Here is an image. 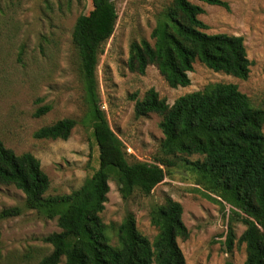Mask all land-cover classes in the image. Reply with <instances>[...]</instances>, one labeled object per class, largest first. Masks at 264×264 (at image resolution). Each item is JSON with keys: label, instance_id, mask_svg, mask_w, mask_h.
<instances>
[{"label": "rangeland", "instance_id": "1", "mask_svg": "<svg viewBox=\"0 0 264 264\" xmlns=\"http://www.w3.org/2000/svg\"><path fill=\"white\" fill-rule=\"evenodd\" d=\"M189 1L204 9L200 19L209 35L244 38L250 75L238 79L196 63L189 74L191 85L174 89L155 66L145 75L131 73L127 66L131 45L144 40L154 44L152 32L172 0H116L117 27L102 46L97 69L101 108L128 160L164 163L167 177L150 196L135 191L127 200L112 178L101 216L113 247H120L118 227L130 214L136 218L139 233L154 244L159 230L152 225V210L171 198L182 205L190 234L187 240L178 239L186 264H245L247 245L240 239L255 226L253 220L236 216L230 205L198 193L221 200L193 167L204 157L166 156L160 128L163 118L157 114L138 117L135 112L136 103L151 89L173 106L181 97L216 84L236 85L254 108L264 109V0H222L230 9ZM92 9L91 0H0V140L17 155L32 153L40 160L51 182L47 196L70 195L99 169V150L80 74L81 53L73 42L77 19ZM45 106L51 110L36 117ZM64 119L77 123L68 140L35 138L39 129ZM14 208L21 210L19 216H2ZM229 229L235 235L231 249ZM56 233H61L57 219L28 210L22 191L0 184V264H38L53 252L44 239Z\"/></svg>", "mask_w": 264, "mask_h": 264}, {"label": "trees", "instance_id": "2", "mask_svg": "<svg viewBox=\"0 0 264 264\" xmlns=\"http://www.w3.org/2000/svg\"><path fill=\"white\" fill-rule=\"evenodd\" d=\"M93 9L77 19L73 42L81 53L80 74L99 150V169L70 195L47 196L51 182L32 153L17 155L0 140V184L14 186L26 196V207L49 220L57 219L61 233L44 240L53 252L38 264H186L178 239L187 240L182 205L169 198L156 206L151 222L159 230L154 244L142 236L136 218L128 215L118 227L120 247H113L103 222L112 178L124 199L135 191L150 196L162 184L167 165L128 160L120 140L101 108L97 69L102 46L115 33L119 15L116 0H91ZM230 9L222 0H198ZM204 9L189 0H172L152 32L154 44L144 40L130 47L127 63L131 73L145 75L155 66L170 87L191 85L189 74L196 63L214 72L248 79L251 62L245 40L227 34L209 35L200 19ZM51 110L42 107L41 117ZM138 117L157 114L163 118L162 152L166 156L199 155L193 164L201 181L221 200L197 190L206 199L226 203L236 216L253 220L254 227L240 242L247 245L245 264H264V109L254 108L233 84H216L178 99L170 106L155 89L136 103ZM77 123L64 119L35 133L42 140H68ZM223 205V204H222ZM19 208L5 210L3 217L19 216ZM235 235L229 229L228 245Z\"/></svg>", "mask_w": 264, "mask_h": 264}]
</instances>
